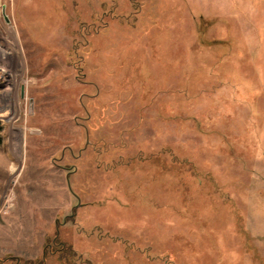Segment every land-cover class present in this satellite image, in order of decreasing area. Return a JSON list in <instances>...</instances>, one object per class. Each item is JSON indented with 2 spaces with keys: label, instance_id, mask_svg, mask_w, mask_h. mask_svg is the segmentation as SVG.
Here are the masks:
<instances>
[{
  "label": "rangeland",
  "instance_id": "obj_1",
  "mask_svg": "<svg viewBox=\"0 0 264 264\" xmlns=\"http://www.w3.org/2000/svg\"><path fill=\"white\" fill-rule=\"evenodd\" d=\"M0 122V264H264V0H0Z\"/></svg>",
  "mask_w": 264,
  "mask_h": 264
},
{
  "label": "trees",
  "instance_id": "obj_2",
  "mask_svg": "<svg viewBox=\"0 0 264 264\" xmlns=\"http://www.w3.org/2000/svg\"><path fill=\"white\" fill-rule=\"evenodd\" d=\"M3 131H4V125L0 122V146L3 143Z\"/></svg>",
  "mask_w": 264,
  "mask_h": 264
},
{
  "label": "water",
  "instance_id": "obj_3",
  "mask_svg": "<svg viewBox=\"0 0 264 264\" xmlns=\"http://www.w3.org/2000/svg\"><path fill=\"white\" fill-rule=\"evenodd\" d=\"M4 18H5V20H7L5 16H4Z\"/></svg>",
  "mask_w": 264,
  "mask_h": 264
},
{
  "label": "flooded vegetation",
  "instance_id": "obj_4",
  "mask_svg": "<svg viewBox=\"0 0 264 264\" xmlns=\"http://www.w3.org/2000/svg\"><path fill=\"white\" fill-rule=\"evenodd\" d=\"M48 248H49V246H48Z\"/></svg>",
  "mask_w": 264,
  "mask_h": 264
}]
</instances>
